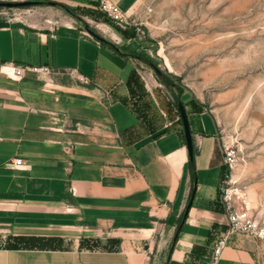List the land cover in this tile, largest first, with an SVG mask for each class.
Listing matches in <instances>:
<instances>
[{
    "label": "crops",
    "instance_id": "crops-1",
    "mask_svg": "<svg viewBox=\"0 0 264 264\" xmlns=\"http://www.w3.org/2000/svg\"><path fill=\"white\" fill-rule=\"evenodd\" d=\"M48 1L115 23L95 2ZM114 1L129 17L137 2ZM97 26L108 42L74 21L0 10V60L53 69H0V264H208L228 222L219 123L181 92L191 159L179 101L138 65L132 29ZM154 102L164 117L151 118ZM220 264H264L257 239L233 235Z\"/></svg>",
    "mask_w": 264,
    "mask_h": 264
},
{
    "label": "rangeland",
    "instance_id": "rangeland-1",
    "mask_svg": "<svg viewBox=\"0 0 264 264\" xmlns=\"http://www.w3.org/2000/svg\"><path fill=\"white\" fill-rule=\"evenodd\" d=\"M0 10L74 21L107 37L97 24L110 31L117 26L48 0ZM129 22L134 32L131 52L159 83V91H164L159 95L177 102L182 91H190L213 112L220 134L239 149L234 175L248 190L264 226V0H137ZM154 103L151 118L164 117ZM257 241L264 262V238Z\"/></svg>",
    "mask_w": 264,
    "mask_h": 264
},
{
    "label": "built area",
    "instance_id": "built-area-1",
    "mask_svg": "<svg viewBox=\"0 0 264 264\" xmlns=\"http://www.w3.org/2000/svg\"><path fill=\"white\" fill-rule=\"evenodd\" d=\"M91 1L95 2L98 9L118 25L124 27L130 23L129 16L120 8L116 1ZM0 69L14 79H21L27 70H32L37 73L53 72V69L46 65H21L12 61L2 60H0ZM78 78L81 81L87 80L83 75H80ZM222 148L226 170L220 182V191L228 222L226 229L213 242L208 264H220L224 250L229 245L233 235L243 234L255 239L264 238V226L254 213L248 190L241 185L234 175L239 161V149L224 137L222 140ZM21 165H23L22 158H16L12 161V166L14 167H20Z\"/></svg>",
    "mask_w": 264,
    "mask_h": 264
},
{
    "label": "water",
    "instance_id": "water-1",
    "mask_svg": "<svg viewBox=\"0 0 264 264\" xmlns=\"http://www.w3.org/2000/svg\"><path fill=\"white\" fill-rule=\"evenodd\" d=\"M42 3H43V1H41V0H0V7H2V8H20V7H29V6H33V5H39ZM50 3L53 5L56 4V2H53V1H51ZM85 29L91 36L95 37L99 41H101V42H108L109 41L104 35H102L99 31L92 29L89 25H86ZM153 66L158 73H161L160 69L157 66H155L154 64H153ZM178 109H179V113H180V118L182 119V122H183V128H184V132H185V137H186V141H187V147H188L189 155H190L191 159H193V157H194V137H193V133L191 130V125H190V120H189V115H188L187 109L185 107V104L181 100L178 102ZM195 192H196V188L194 189V191L192 193L188 207H187L185 214H184L183 221L180 224V226L178 227V230L174 235L173 242H176V240L179 236L182 225H183V223H184V221L188 215L189 207L191 206V204L193 202Z\"/></svg>",
    "mask_w": 264,
    "mask_h": 264
},
{
    "label": "trees",
    "instance_id": "trees-1",
    "mask_svg": "<svg viewBox=\"0 0 264 264\" xmlns=\"http://www.w3.org/2000/svg\"><path fill=\"white\" fill-rule=\"evenodd\" d=\"M70 11H72V9H70ZM180 100L182 101V99L179 97L178 101H180ZM178 101H177V102H178ZM181 120H182V119H181Z\"/></svg>",
    "mask_w": 264,
    "mask_h": 264
}]
</instances>
